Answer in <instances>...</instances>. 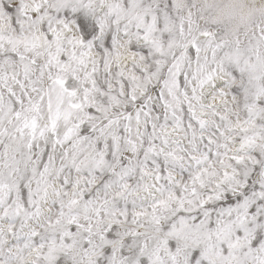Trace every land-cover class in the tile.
I'll return each mask as SVG.
<instances>
[{"label": "snow or ice", "instance_id": "1", "mask_svg": "<svg viewBox=\"0 0 264 264\" xmlns=\"http://www.w3.org/2000/svg\"><path fill=\"white\" fill-rule=\"evenodd\" d=\"M0 264H264V0H0Z\"/></svg>", "mask_w": 264, "mask_h": 264}]
</instances>
